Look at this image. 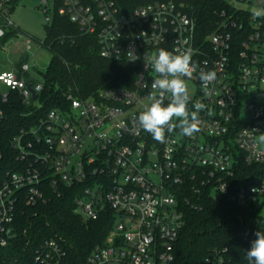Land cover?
<instances>
[{
	"label": "built area",
	"instance_id": "obj_1",
	"mask_svg": "<svg viewBox=\"0 0 264 264\" xmlns=\"http://www.w3.org/2000/svg\"><path fill=\"white\" fill-rule=\"evenodd\" d=\"M20 1L0 0V50L18 36L8 38L18 30L11 15ZM38 1L47 24L55 14L67 18L96 39L102 59L126 63L136 76L130 87L89 98L69 94L66 108L40 116L45 80L33 63V44H26L20 69L0 72V105L17 95L33 118L10 140L7 153L0 150V264H67L65 239L31 238L18 229L26 208L66 194L87 222L113 217L107 239L92 249L87 264H176L186 210L202 211L203 192L259 213L264 176L249 185L238 171L264 165V17L244 7L264 8V0H230L216 14L215 31L203 39L173 2L124 11L115 0ZM35 45L45 49L44 42ZM161 48L192 51L197 70L185 78L189 110L197 101L206 105L199 132L189 137L177 128L165 133L164 142L137 121L151 103L145 85L157 75L146 59ZM200 71L217 74L208 96ZM4 120L0 107V125ZM199 264L233 263L227 250H214Z\"/></svg>",
	"mask_w": 264,
	"mask_h": 264
},
{
	"label": "trees",
	"instance_id": "obj_2",
	"mask_svg": "<svg viewBox=\"0 0 264 264\" xmlns=\"http://www.w3.org/2000/svg\"><path fill=\"white\" fill-rule=\"evenodd\" d=\"M124 11L155 3L173 2L195 23L200 39L215 31L217 12L228 9V0H115ZM13 9L12 11H14ZM18 30L8 34L16 36ZM45 49L51 54L50 63L43 72L44 90L40 95L45 116L57 108L67 107V96L89 98L109 88L130 87L135 80V69L123 62L107 61L100 57L97 41L79 32L67 18L55 14L47 24ZM22 59L17 66L20 69ZM4 110L5 120L0 125V150L9 151L10 140L21 129L28 128V107L17 95L11 96ZM241 178L253 184L257 175L264 176V165H243ZM202 211L186 210V223L175 245L176 264H199L214 250H227L233 264H248L245 250L264 232V215L246 210L228 200L210 197L203 192ZM113 226L108 215L96 222H87L75 212L73 195L53 197L47 205L26 208L20 214L19 232L27 231L31 238L59 236L68 242L67 264H87L92 249L103 244Z\"/></svg>",
	"mask_w": 264,
	"mask_h": 264
},
{
	"label": "clouds",
	"instance_id": "obj_3",
	"mask_svg": "<svg viewBox=\"0 0 264 264\" xmlns=\"http://www.w3.org/2000/svg\"><path fill=\"white\" fill-rule=\"evenodd\" d=\"M251 15L256 18L264 17V8H253ZM190 49L183 51H168L164 48L146 59V66L157 75L150 85L151 103L144 106L137 117L139 126L150 133L158 142H164L165 133L180 129L185 136H192L200 131L199 113L205 110L206 105L200 101L192 104L194 110H189L191 101L186 79L191 78L197 70L192 60ZM215 71H200L199 80L205 96H208L209 85L216 80ZM167 99V104L164 103ZM264 140V135L261 136ZM255 239L245 250V259L248 264H264V232L257 231Z\"/></svg>",
	"mask_w": 264,
	"mask_h": 264
},
{
	"label": "rangeland",
	"instance_id": "obj_4",
	"mask_svg": "<svg viewBox=\"0 0 264 264\" xmlns=\"http://www.w3.org/2000/svg\"><path fill=\"white\" fill-rule=\"evenodd\" d=\"M244 7L248 9L255 8L249 5ZM11 19L18 29V36L14 42L9 43L0 50V72L17 69L21 55L25 53L27 43H32L34 47L31 53L36 56L33 63L40 71L45 72L50 63L51 54L46 49L37 51L35 45V43L44 42L47 28L46 17L42 8H40L39 1L21 0L13 11ZM2 90L6 91L5 88H2ZM255 209H259V214L264 215V207L260 209V206L256 205Z\"/></svg>",
	"mask_w": 264,
	"mask_h": 264
},
{
	"label": "water",
	"instance_id": "obj_5",
	"mask_svg": "<svg viewBox=\"0 0 264 264\" xmlns=\"http://www.w3.org/2000/svg\"><path fill=\"white\" fill-rule=\"evenodd\" d=\"M34 97H35V99L37 98L36 95Z\"/></svg>",
	"mask_w": 264,
	"mask_h": 264
}]
</instances>
